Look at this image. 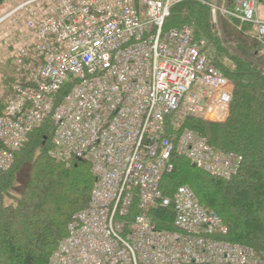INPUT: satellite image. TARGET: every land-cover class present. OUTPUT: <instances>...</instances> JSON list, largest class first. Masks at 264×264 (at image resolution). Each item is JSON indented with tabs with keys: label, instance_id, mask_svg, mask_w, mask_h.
<instances>
[{
	"label": "built area",
	"instance_id": "2783aa9c",
	"mask_svg": "<svg viewBox=\"0 0 264 264\" xmlns=\"http://www.w3.org/2000/svg\"><path fill=\"white\" fill-rule=\"evenodd\" d=\"M190 1L209 9L218 35L221 20L250 25L264 46L259 0H24L0 16V26L25 28L0 114V171L49 121V155L87 162L94 178L48 264H264V252L226 239L222 218L190 187L163 189L174 157L225 179L242 161L179 132L180 118L225 122L233 94L204 40L165 27Z\"/></svg>",
	"mask_w": 264,
	"mask_h": 264
},
{
	"label": "trees",
	"instance_id": "16d2710c",
	"mask_svg": "<svg viewBox=\"0 0 264 264\" xmlns=\"http://www.w3.org/2000/svg\"><path fill=\"white\" fill-rule=\"evenodd\" d=\"M6 1L0 0V7ZM183 26L192 29L195 40H206L208 61L228 79L233 94L225 122L184 118L179 132L191 130L212 148L235 153L242 161L237 174L225 179L174 157L164 192L170 196L178 186L190 187L204 207L222 218L227 240L264 252V51L227 24L220 38L210 25L209 9L198 2L172 9L165 27ZM6 78L0 89V114L12 76L7 73ZM53 134L50 122L44 121L16 152L12 168L0 171V264H48L73 216L88 204L94 183L90 166L85 161L66 163L51 157ZM24 166L26 182L18 199L9 200L7 194ZM162 215L169 217L165 210Z\"/></svg>",
	"mask_w": 264,
	"mask_h": 264
},
{
	"label": "rangeland",
	"instance_id": "374dc122",
	"mask_svg": "<svg viewBox=\"0 0 264 264\" xmlns=\"http://www.w3.org/2000/svg\"><path fill=\"white\" fill-rule=\"evenodd\" d=\"M20 0H7L5 2V4L3 6L0 7V16L6 14L11 8H13V6H16L17 4H19ZM264 0L260 1V4L258 5V14L259 17L261 19H264V5L263 3ZM224 24H227V22L221 20L220 24H219V29L218 31L219 33V37L223 38L224 36ZM230 26V25H228ZM232 27V30L235 33H238L240 35H242L243 37H247L250 38L252 40H254L257 44H259V47H261V49H263L264 51V46L260 45V43L253 37L254 36V29L251 28L250 26H243L242 30L239 31L237 30L235 27ZM245 27H247V29L245 30ZM25 28L22 25V22H18V23H11V22H6L4 24H2L0 26V89L2 90V86L1 84H5L4 80H6V75L7 73L10 74V76H12L10 83H9V87H8V91L6 92V96L8 97L9 92H10V88H11V84L13 81V63H12V57L13 55L18 51L20 44H19V37L22 33H24ZM244 32V33H243ZM200 40H204V39H200ZM205 44H206V48H207V42L206 40H204ZM11 65H12V72H11ZM6 97V99H7ZM184 118H180V125L179 127L182 126V121ZM204 121V120H202ZM205 122H209V123H213L211 121L205 120ZM27 179V166H24L16 175V180H15V184L13 186L12 191H10L7 194V198L9 200H17L19 197V193L21 191V189L23 188L25 182Z\"/></svg>",
	"mask_w": 264,
	"mask_h": 264
},
{
	"label": "water",
	"instance_id": "95a60500",
	"mask_svg": "<svg viewBox=\"0 0 264 264\" xmlns=\"http://www.w3.org/2000/svg\"><path fill=\"white\" fill-rule=\"evenodd\" d=\"M194 167V166H193Z\"/></svg>",
	"mask_w": 264,
	"mask_h": 264
}]
</instances>
